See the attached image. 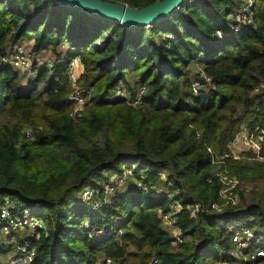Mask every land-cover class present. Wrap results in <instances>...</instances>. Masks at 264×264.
I'll return each mask as SVG.
<instances>
[{
	"label": "trees",
	"instance_id": "trees-1",
	"mask_svg": "<svg viewBox=\"0 0 264 264\" xmlns=\"http://www.w3.org/2000/svg\"><path fill=\"white\" fill-rule=\"evenodd\" d=\"M99 1L142 9L162 0ZM238 2L184 5L144 29L52 0H0V58L24 42L31 43L30 58L45 51L55 56L32 78L0 62V207L7 198L44 222L30 243L32 264H96L104 257L112 264H148L154 257L158 264H231L229 235L218 221L264 237L260 189L241 188L239 205L220 215L191 218L185 210L193 202L209 209L216 201L206 149L219 156L241 127L264 131V0H251L252 23L229 33ZM168 33L171 39L164 38ZM62 44L69 48L66 58L78 57L82 65L78 86L90 90L75 122L65 66L55 55ZM194 63L214 89L190 92L187 67ZM141 86L137 106L116 98L119 87L133 97ZM27 127L32 141L22 133ZM121 166L132 169V178L104 195ZM226 166L241 183L264 181V162L253 169L242 161ZM155 187L169 196L156 195ZM86 190L93 192L91 202L81 200ZM171 202L182 207L177 247L158 214ZM110 229L115 232L94 236ZM256 248L263 251L257 264H264V243ZM10 252L0 238V264Z\"/></svg>",
	"mask_w": 264,
	"mask_h": 264
},
{
	"label": "built area",
	"instance_id": "built-area-1",
	"mask_svg": "<svg viewBox=\"0 0 264 264\" xmlns=\"http://www.w3.org/2000/svg\"><path fill=\"white\" fill-rule=\"evenodd\" d=\"M196 0H183L181 5H191ZM177 7L175 10H178ZM251 0H243L236 6L231 15V25L229 27L230 32H237L242 29H246L252 23V17L250 12ZM174 10V11H175ZM149 25H145L143 28L147 29ZM218 37L222 36L219 31L216 32ZM171 39L170 35H166ZM100 46V42L96 43V47ZM60 64L65 66V76L69 87L68 100L71 101L74 106L69 113V117L75 120L79 117L80 112L84 107L88 106V95L90 90H86L78 86L79 75L76 71V65L79 62L78 57L70 59L59 58ZM0 62L5 65H9L13 69L20 72L32 73L33 75L38 69L43 67L39 63H33L31 61L29 53L22 46H15L12 52L0 58ZM214 89L211 84L210 78L206 76L200 69L196 72L194 78L189 83V90L193 95H196L199 91H207ZM144 92V87L138 88L136 95L129 97L128 93L119 89L117 91L116 98L124 100L130 106H137L141 101V96ZM256 92V90H254ZM24 137L28 140L32 139L29 131H22ZM196 135L195 137H197ZM237 140L241 149L251 156V159L262 163L264 159L260 156L261 145L264 141V131L261 128L255 127L251 131L246 129H240L234 136L233 140L226 144V150L219 156L212 153L210 149H206V152L210 155L211 177L208 180L215 182L216 189V201L209 205V209H204L198 202H193L185 206V210L189 212L191 218L201 216L207 212L216 215L223 214L227 207H235L239 201L240 181L232 174L226 166L227 161H238L240 155L232 149V142ZM129 174L132 175V169H129ZM142 177L139 176V179ZM112 181L106 185L103 189L108 192H112ZM141 190H146L145 187L138 185ZM151 190H154V188ZM177 192V189H175ZM92 191H84L81 194V200L84 202H91L90 197ZM183 200L188 201L186 197ZM98 205L92 204V211L98 209ZM17 208L14 204L0 207V238L2 244H9L12 248V256L8 259L6 264H32L34 258V249L30 246V243H35L40 235L41 231H44V222L35 217L31 211L25 208ZM182 207L179 202H171L167 208L163 211H159V218L162 225L167 229L171 238V245L178 246L182 243L181 230L177 225L178 214ZM222 220L218 221V225ZM222 230L227 231L230 240V250L228 254V261L231 264H257V260L263 257V251L260 248H256L264 243V239H261L258 235L254 234L250 229L244 227V225H229L219 227ZM27 231L30 235L28 239L23 243H16L14 238L10 236L13 231ZM114 229L96 230L94 236L96 238L102 237L105 234L114 233ZM25 240V239H24ZM254 248L253 250L251 248ZM99 264H112L110 258H102ZM148 264H158L157 258H152Z\"/></svg>",
	"mask_w": 264,
	"mask_h": 264
},
{
	"label": "water",
	"instance_id": "water-1",
	"mask_svg": "<svg viewBox=\"0 0 264 264\" xmlns=\"http://www.w3.org/2000/svg\"><path fill=\"white\" fill-rule=\"evenodd\" d=\"M56 4L81 8L98 17L106 18L124 28H143L171 14L183 0H162L142 9L99 0H52Z\"/></svg>",
	"mask_w": 264,
	"mask_h": 264
},
{
	"label": "rangeland",
	"instance_id": "rangeland-1",
	"mask_svg": "<svg viewBox=\"0 0 264 264\" xmlns=\"http://www.w3.org/2000/svg\"><path fill=\"white\" fill-rule=\"evenodd\" d=\"M24 49H26V51L28 52V49L26 48V46H24ZM45 52H49V51H45ZM28 53H30V52H28ZM51 53V52H50ZM32 61V60H31ZM46 61H48V62H50L51 61V59L50 60H46ZM52 64V63H51ZM20 72V71H19ZM20 73H22L23 75H25L24 77L25 78H32L33 77V74L32 73H25V72H20ZM37 91L39 92L40 91V87H37ZM120 89V87L119 88H117L116 89V93H117V91ZM88 107V106H87ZM87 107H84L83 108V110L85 109V108H87ZM82 110V111H83ZM82 111L80 112V114H79V117H77L75 120H73V122H75L77 119H79L80 117H81V114H82ZM31 129L32 128H30V127H27L26 129H23V131L24 130H27V131H29L30 132V134H31V136H32V131H31ZM37 129H40V127H37ZM28 140V139H27ZM33 140V137H32V139L31 140H29V141H32ZM242 150V149H241ZM239 155H240V159L238 160V161H242V163H243V165L245 166V167H247L248 169H253V168H256L260 163H258V162H255L254 160H252L251 159V156L249 155V153H247V152H245V151H239V152H237ZM228 168V167H227ZM129 169H131L130 167H128V166H121V175H110L109 176V178H110V180L112 181V183L113 184H116L117 185V187H119V188H121L122 187V183L123 182H125L126 180H128L129 178H132L131 176V174H129ZM211 169H212V167H211ZM232 174H234L233 173V171L232 170H229ZM235 175V174H234ZM236 176V175H235ZM241 188H245L247 191L248 190H250L251 188H257L258 190L260 189L261 191H264V181H258V182H256L255 184H252L251 182H243V183H241L240 182V189ZM103 189H104V187H103ZM155 189H156V191H157V194L156 195H158V196H164V197H168L169 196V193H168V190L166 189V188H164V189H157L156 187H155ZM242 190V189H241ZM112 192H113V190H112ZM111 192V193H112ZM105 194L104 195H111V193L110 192H108V190H106L105 189V192H104ZM92 198H93V192H92V195H91V197H90V200L89 201H92ZM10 204H13V202H11L9 199H7V198H4L3 199V202H2V206H8V205H10ZM238 204V203H237ZM239 205V204H238ZM15 209H21V208H15ZM26 209V208H25ZM29 210V209H28ZM29 211H33V210H29ZM35 214V213H34ZM40 219V218H39ZM221 224H222V226L224 227V226H229L230 224L232 225V223H230V222H228V221H225V220H222L220 223H219V225L217 226L218 228L219 227H221ZM233 225H238V224H233ZM163 226V225H162ZM167 230V229H166ZM18 234L19 236H21L23 239H25V240H27L28 239V236L30 235L27 231H25V230H23V231H13L11 234ZM254 234H256V235H258L261 239H264V237L261 235V234H257V233H254ZM173 247H177V246H173ZM252 250H253V247L251 248Z\"/></svg>",
	"mask_w": 264,
	"mask_h": 264
},
{
	"label": "crops",
	"instance_id": "crops-1",
	"mask_svg": "<svg viewBox=\"0 0 264 264\" xmlns=\"http://www.w3.org/2000/svg\"><path fill=\"white\" fill-rule=\"evenodd\" d=\"M202 1H204V0H196V1H194L192 4H194V3H196V2H202ZM243 0H239V2H238V4H240L241 2H242ZM191 4V5H192ZM237 4V5H238ZM182 6H184V5H182ZM181 6V7H182ZM186 6V5H185ZM187 6H190V5H187ZM180 8V7H179ZM179 10V9H178ZM175 11H177V10H175ZM230 25H231V22L228 24V27H227V31L230 33V31L228 30L229 29V27H230ZM218 32V31H217ZM223 32V31H222ZM221 31H220V33H222ZM232 33V32H231ZM166 35H170L169 33L168 34H165L164 35V38H166V39H169V38H167L166 37ZM224 35H227V33H225V34H223L222 33V36H224ZM171 36V35H170ZM221 36V37H222ZM218 37V36H217ZM172 38V37H171ZM16 46H22L23 48H24V46H26V48L28 49V52H31V43L30 42H24V43H21L20 45H16ZM15 47V46H14ZM13 47V48H14ZM26 50V49H25ZM68 53H69V48H68V46H66V45H64V44H62V45H60L58 48H57V50L55 51V55H57L58 56V58H66L67 57V55H68ZM31 54V53H30ZM51 59V61L50 62H48V61H46V60H50ZM55 59V56L52 54V53H50V52H40V53H37V54H35V55H31V60H32V62L33 63H39V64H41V65H43V66H46V67H51V63L53 62V60ZM67 59V58H66ZM57 60V59H56ZM63 65V64H62ZM187 69L189 70V72H190V81L194 78V76H195V74H196V72L198 71V70H200L201 69V67H199L197 64H190L188 67H187ZM76 71H77V73H78V75L80 76L82 73H83V69H82V65L80 64V62H78L77 63V65H76ZM240 129H245V128H243V127H241ZM232 149L235 151V152H241L242 150H241V147H240V145H239V143H238V141L237 140H234L233 142H232ZM256 162V161H255ZM259 163V162H258ZM164 227V226H163ZM165 228V227H164ZM166 229V228H165ZM12 256V252H10L9 253V255L7 256V258H6V260H5V262H4V264H6V262L8 261V259L10 258ZM102 259V258H101ZM101 259H99L98 261H97V263L96 264H99L100 263V261H101Z\"/></svg>",
	"mask_w": 264,
	"mask_h": 264
}]
</instances>
